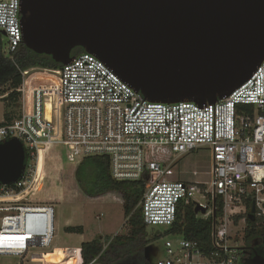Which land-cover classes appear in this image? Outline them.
<instances>
[{"label":"built area","instance_id":"2783aa9c","mask_svg":"<svg viewBox=\"0 0 264 264\" xmlns=\"http://www.w3.org/2000/svg\"><path fill=\"white\" fill-rule=\"evenodd\" d=\"M20 11L21 0H0L3 52L11 59L23 37ZM20 73L19 113L0 126V143L17 138L25 160L15 183H0V237L11 238L0 240V256L18 257L17 264H50L43 259L46 251L33 249L50 245L54 204L68 195L45 201L26 195L43 188L45 159L60 148L71 176L85 156L107 155L113 179L142 181L139 204L146 227H171L180 204L198 205L205 209L196 213L199 217H213L207 247L168 234L164 256L154 264H241L246 217L252 206L254 217L264 215V115L258 112L264 110V60L228 96L205 105L149 101L87 52L59 69L32 67ZM249 104L252 112L240 107ZM203 145L211 153L209 179H173L167 152L177 157ZM99 197L123 203L119 192L90 199ZM216 197L223 203L217 217ZM237 215L243 216L235 221ZM59 248L65 264L72 257L77 264L95 262L85 263L80 247Z\"/></svg>","mask_w":264,"mask_h":264},{"label":"water","instance_id":"95a60500","mask_svg":"<svg viewBox=\"0 0 264 264\" xmlns=\"http://www.w3.org/2000/svg\"><path fill=\"white\" fill-rule=\"evenodd\" d=\"M20 12L29 49L65 65L81 46L153 102L213 104L264 60V0H21ZM24 160L17 138L0 143V183H15Z\"/></svg>","mask_w":264,"mask_h":264},{"label":"trees","instance_id":"16d2710c","mask_svg":"<svg viewBox=\"0 0 264 264\" xmlns=\"http://www.w3.org/2000/svg\"><path fill=\"white\" fill-rule=\"evenodd\" d=\"M3 37L0 33V98L7 101L18 100L15 89L22 82L21 70L38 67L59 69L62 63L54 61L50 55L36 53L21 42L12 54V59L3 52ZM85 52L77 46L71 49L70 56L75 57ZM253 111V105H240ZM264 115V110L258 111ZM14 117L6 113L0 126ZM74 177L80 190L88 197L104 195L108 192H119L123 197V213L127 218L128 229L125 233L114 236L93 237L80 245L85 263L95 259L94 264H154L147 258V247L150 239L142 218L139 201L142 196V181H117L112 178L107 155H87L76 166ZM215 216L223 214L222 199H215ZM243 215L235 216V221ZM213 217L201 218L194 212L191 204H180L176 220L165 232L198 240L204 247L209 244V233ZM69 233H82V226L66 227ZM253 236H264V215L249 219L246 217L245 243L248 246Z\"/></svg>","mask_w":264,"mask_h":264},{"label":"rangeland","instance_id":"374dc122","mask_svg":"<svg viewBox=\"0 0 264 264\" xmlns=\"http://www.w3.org/2000/svg\"><path fill=\"white\" fill-rule=\"evenodd\" d=\"M3 37V48L5 37ZM40 70V69H37ZM10 113L16 117L19 113V102L7 101L0 98V121L4 120L5 114ZM168 162L173 160L171 168L173 179L184 181H207L209 179L208 170L211 165L210 148L206 145L198 146L180 156L172 152H167ZM65 160L64 153L60 148H53L45 159L44 172L45 179L43 188L38 192L26 195L27 198H39L40 201L53 197H65L54 204V235L48 247H37L34 251H51L53 255H58L53 259V264H60L63 261L62 250L59 247L76 245L88 241L93 237L114 236L125 233L128 229L127 218L124 216L122 204L107 197H99L96 200L86 196L77 185L75 177L70 175V168ZM33 195V196H30ZM110 197V196H108ZM55 202V201H54ZM67 224L81 225L82 233H69L66 231ZM167 227L163 225H148L146 227L147 236L150 243L147 247V258L155 263L158 258L164 256V240ZM71 258L68 264H77ZM18 257L0 256V264H17ZM65 264V263H61Z\"/></svg>","mask_w":264,"mask_h":264},{"label":"flooded vegetation","instance_id":"af4514ba","mask_svg":"<svg viewBox=\"0 0 264 264\" xmlns=\"http://www.w3.org/2000/svg\"><path fill=\"white\" fill-rule=\"evenodd\" d=\"M254 253H257L264 258V236H253L252 241L246 247V254H242V258L243 256L253 255Z\"/></svg>","mask_w":264,"mask_h":264},{"label":"bare ground","instance_id":"6f19581e","mask_svg":"<svg viewBox=\"0 0 264 264\" xmlns=\"http://www.w3.org/2000/svg\"><path fill=\"white\" fill-rule=\"evenodd\" d=\"M2 236L0 237V240L5 242V243H9L11 242V238H7L6 236H4L3 233H1ZM22 239V237H20V235H18V237H16L15 240H18L20 241ZM53 251H48V252H45L44 255H43V259L45 262L47 263H50V264H53V259L55 260L56 257H58V255H53Z\"/></svg>","mask_w":264,"mask_h":264},{"label":"crops","instance_id":"0c3cea01","mask_svg":"<svg viewBox=\"0 0 264 264\" xmlns=\"http://www.w3.org/2000/svg\"><path fill=\"white\" fill-rule=\"evenodd\" d=\"M121 204V203H120ZM73 226H81V225H74V224H67L66 225V227H73ZM83 228V227H82ZM80 234V233H79ZM83 242V241H82ZM81 242V243H82ZM85 242V241H84ZM71 246H74V247H80V246H76V245H71ZM75 258V257H74ZM72 261V260H71ZM74 261H76V263H77V258L76 259H74ZM61 263H64V261H62ZM60 263V264H61Z\"/></svg>","mask_w":264,"mask_h":264}]
</instances>
